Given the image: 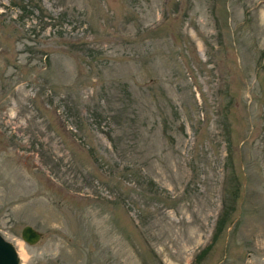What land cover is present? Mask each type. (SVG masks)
Instances as JSON below:
<instances>
[{
  "label": "rangeland",
  "instance_id": "rangeland-1",
  "mask_svg": "<svg viewBox=\"0 0 264 264\" xmlns=\"http://www.w3.org/2000/svg\"><path fill=\"white\" fill-rule=\"evenodd\" d=\"M0 234L23 264H264V0H0Z\"/></svg>",
  "mask_w": 264,
  "mask_h": 264
},
{
  "label": "water",
  "instance_id": "water-1",
  "mask_svg": "<svg viewBox=\"0 0 264 264\" xmlns=\"http://www.w3.org/2000/svg\"><path fill=\"white\" fill-rule=\"evenodd\" d=\"M42 233L31 225H25L21 230V238L29 245L37 243ZM0 264H23L14 244L0 234Z\"/></svg>",
  "mask_w": 264,
  "mask_h": 264
},
{
  "label": "trees",
  "instance_id": "trees-1",
  "mask_svg": "<svg viewBox=\"0 0 264 264\" xmlns=\"http://www.w3.org/2000/svg\"><path fill=\"white\" fill-rule=\"evenodd\" d=\"M151 183H153L152 181H151ZM233 192V190H231V191H229V194L230 193H232ZM234 193V192H233ZM237 196V195H236ZM230 210H232V209H230ZM230 210L228 211V212H226V211H223V213H221L220 214V216H219V218H218V223H217V228H218V230H217V232H219V231H221V228L225 225V223L228 221V219H229V216H230ZM216 228V229H217ZM216 233V232H215ZM216 238V236H215V234L213 235V239H215ZM205 250V248L202 250V251H200L199 252V254L197 255V256H199V255H201L202 253H203V251Z\"/></svg>",
  "mask_w": 264,
  "mask_h": 264
},
{
  "label": "bare ground",
  "instance_id": "bare-ground-1",
  "mask_svg": "<svg viewBox=\"0 0 264 264\" xmlns=\"http://www.w3.org/2000/svg\"><path fill=\"white\" fill-rule=\"evenodd\" d=\"M25 257L24 253L21 254V258Z\"/></svg>",
  "mask_w": 264,
  "mask_h": 264
}]
</instances>
